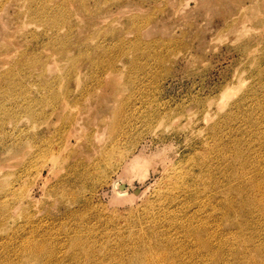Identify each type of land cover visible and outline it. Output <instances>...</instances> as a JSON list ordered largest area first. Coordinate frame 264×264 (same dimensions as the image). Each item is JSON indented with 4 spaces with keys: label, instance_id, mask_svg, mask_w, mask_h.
<instances>
[{
    "label": "rangeland",
    "instance_id": "obj_1",
    "mask_svg": "<svg viewBox=\"0 0 264 264\" xmlns=\"http://www.w3.org/2000/svg\"><path fill=\"white\" fill-rule=\"evenodd\" d=\"M175 166L203 200L178 219L264 169V0H0V264H140L142 238L192 264L156 220Z\"/></svg>",
    "mask_w": 264,
    "mask_h": 264
},
{
    "label": "bare ground",
    "instance_id": "obj_2",
    "mask_svg": "<svg viewBox=\"0 0 264 264\" xmlns=\"http://www.w3.org/2000/svg\"><path fill=\"white\" fill-rule=\"evenodd\" d=\"M114 114L117 116L116 113ZM234 156L235 161L240 159L239 155L235 154ZM103 158L101 157L99 160L104 163L105 160H102ZM146 159L142 155L135 156L131 160V164L137 163V165L133 164L131 167V164H126L123 166V169L125 172L128 171L130 174L134 172V174L138 175L140 168L138 164H146ZM206 173V171L200 172L203 178H206ZM169 174L173 176V182L170 189L164 193L165 195H161L163 196L161 205L165 210H162L163 215H157L158 218L156 220L164 221L168 224V227L182 232L184 239L182 242L189 249L188 261L193 262L192 264H209L207 261L210 264H251L253 262L251 254L259 253L264 256V169H261L259 173L250 175L242 168H235V173L232 175L231 180L239 183L235 187L238 195L237 198L232 196L222 198L221 201L217 202V207L211 206V211L207 213L206 219L196 217V215H189L183 219H178L174 212H170L172 211L170 209H173V207V211L176 210L175 205L182 208V206L192 201L195 203L199 201L198 204L201 205L203 200H200L195 192L190 193L188 191V187L197 186V182L194 180L192 172L189 173V169L186 170L184 166H175L174 168H169ZM123 189L120 188V190ZM181 208L179 211H181ZM5 209H0V226L5 218ZM167 213H172V216L170 217ZM221 220H228L231 226H234L232 231H229L228 234L226 233V237L228 236L226 239L222 237L224 230L221 228ZM140 241L136 240L131 252V256L137 262L140 261V264L143 261L145 264H169L167 260L171 261V264H175L176 262L174 261H177L178 264H184L183 262H185L183 261L184 257L174 251L162 253L158 256L159 260L155 257L156 254L152 255L153 250L162 249L171 242L150 246L151 243L148 245L143 243V238ZM252 241H255L254 246L256 244L257 248L253 245L250 247L249 243ZM25 244L27 243L25 242ZM29 249H32L31 245L25 247V252H28ZM82 256L87 260L94 259L95 257L93 252L81 250L76 251L69 261L73 262ZM226 257H229L231 261L226 260ZM259 264L264 263L261 262Z\"/></svg>",
    "mask_w": 264,
    "mask_h": 264
}]
</instances>
